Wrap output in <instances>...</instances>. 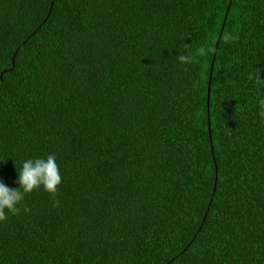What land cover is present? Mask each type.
<instances>
[{"label": "trees", "instance_id": "trees-1", "mask_svg": "<svg viewBox=\"0 0 264 264\" xmlns=\"http://www.w3.org/2000/svg\"><path fill=\"white\" fill-rule=\"evenodd\" d=\"M9 68L0 180L55 154L62 183L0 264H264V0H0Z\"/></svg>", "mask_w": 264, "mask_h": 264}, {"label": "clouds", "instance_id": "clouds-1", "mask_svg": "<svg viewBox=\"0 0 264 264\" xmlns=\"http://www.w3.org/2000/svg\"><path fill=\"white\" fill-rule=\"evenodd\" d=\"M233 37L230 33H225L223 40L225 43L232 40ZM213 49L209 46L202 45L197 48L196 54L198 56L210 55ZM195 57L191 53L180 54L177 60L181 64L194 62ZM247 79L259 86L264 83V79L260 78V69H254L247 74ZM260 117L264 118V99L259 100ZM19 184L18 188L8 187L2 180H0V221L7 218V212L13 215H18L21 209L18 207L20 202L24 200L25 195L39 189L41 186L45 191L55 197L58 194V186L62 183V176L60 168L57 163L55 154H49L45 158H35L26 160L22 168L19 169ZM59 200L54 199L53 207H59ZM24 212H29L31 209L24 206Z\"/></svg>", "mask_w": 264, "mask_h": 264}, {"label": "water", "instance_id": "water-1", "mask_svg": "<svg viewBox=\"0 0 264 264\" xmlns=\"http://www.w3.org/2000/svg\"><path fill=\"white\" fill-rule=\"evenodd\" d=\"M51 4H52V2H51ZM51 4H50V7H49L48 14H49L50 11H51ZM48 14H47V16L45 17V19L48 17ZM32 33H34V31H33ZM20 45H22V43H21ZM14 56H15V52L13 53L12 58H11V62H12L11 68H12L13 65H14ZM11 68H9V69H4V70L1 72L0 77H1V75H2L5 71H9Z\"/></svg>", "mask_w": 264, "mask_h": 264}]
</instances>
